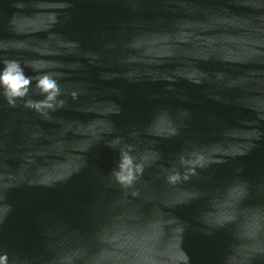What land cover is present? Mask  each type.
<instances>
[{
  "label": "water",
  "instance_id": "1",
  "mask_svg": "<svg viewBox=\"0 0 264 264\" xmlns=\"http://www.w3.org/2000/svg\"><path fill=\"white\" fill-rule=\"evenodd\" d=\"M259 4L0 0V68L15 60L29 76L59 74L66 94L65 106L50 110L51 119H45L21 101L9 105L0 89V205L6 212L0 222V251L24 264H51L65 246L59 241L68 237L85 250L77 260L84 264L110 248L98 238L103 230L135 208L142 219L179 220L189 264H224L233 242L231 230H209L201 215L209 196L237 178L249 186L245 206L264 205V54H256L264 49L242 43L255 37L252 26L240 28L220 18L250 17L254 25L264 15ZM165 34L169 39H161ZM178 34H187L186 42L177 41ZM170 45L175 55H161ZM210 48L217 56L200 59ZM218 71L227 73L224 81L214 79ZM176 72L181 75L165 78ZM72 90L79 93L76 100L67 95ZM28 98L42 99L35 82ZM114 108L118 111L112 112ZM161 112L176 123V135L152 131ZM108 126L111 131L87 148L92 132ZM166 127L167 121L161 120L159 130ZM254 132L258 138L251 139L245 154L218 155L249 143L247 137ZM127 145L134 155L154 151L159 159L145 168L137 185L141 196L125 200L112 172ZM193 149L223 162L196 169V176L171 190L158 178L160 169ZM78 157L83 164L75 171ZM190 192L202 195L166 206ZM154 231L159 233V226ZM251 264H264V255L253 257Z\"/></svg>",
  "mask_w": 264,
  "mask_h": 264
},
{
  "label": "clouds",
  "instance_id": "2",
  "mask_svg": "<svg viewBox=\"0 0 264 264\" xmlns=\"http://www.w3.org/2000/svg\"><path fill=\"white\" fill-rule=\"evenodd\" d=\"M245 3L251 4L252 0H245ZM259 6L264 9V0H260ZM228 13L227 9L223 10ZM225 15L220 18V22L233 24L240 28H249L256 33L255 37H247L242 43L255 45L256 49H264V15L255 18ZM187 26V25H186ZM187 34H178L176 40L186 42ZM167 40V34L161 37ZM136 47V44L132 45ZM253 49V51H256ZM216 54L215 49H209L200 59L208 60ZM256 54H264L256 51ZM161 55H175L173 47ZM222 60H235L236 57H217ZM163 62V61H152ZM152 75L151 72L146 73ZM59 74L40 72L36 76H29L18 61L10 60L4 63L0 68V89L7 103L13 107L17 101H21L23 106L34 109L43 118L51 119L49 111H55L63 108L66 100L63 98L66 94L61 89ZM181 75L176 72L168 75L166 79H172L173 76ZM201 75L206 79H211L208 73L202 72ZM227 73L218 71L214 74L216 81H224ZM155 78V77H154ZM35 82L40 90L42 99L34 101L28 98L30 88ZM199 84L200 81H194ZM73 100L78 98V91L72 90L67 93ZM118 111L114 108L112 112ZM161 120L167 121V127L159 130L158 125ZM111 131V126L100 127L91 134V139L87 148L95 140L101 138V133ZM156 134L173 136L177 134L178 128L174 120L167 112H161L154 118L153 129ZM33 135H36L35 133ZM257 137L254 132L248 136L249 143L243 144L235 149H225L219 153V156H237L245 154L251 147V139ZM119 141H113L115 145ZM80 149V151L87 150ZM134 149L131 145L121 148L120 159L117 168L113 170L112 177L121 191L124 193L125 200L128 196L139 197L141 191L137 185L141 182L145 168H149L159 159V154L150 151L139 155L133 154ZM78 164L75 171H79L83 164L82 158L78 157ZM223 162L222 159L209 158L206 152L198 149L184 150L179 159L169 168H161L158 178L163 177V181L171 190H175L182 182L188 181L190 177L196 176V169H204L213 163ZM201 193L190 192L182 198L171 200L166 206L173 207L177 204L187 203L191 199L198 198ZM206 195V194H204ZM249 197V186L247 182L240 179H233L222 189L217 190L209 196L208 207L201 215L203 223L209 230L230 229L233 242L229 245V251L225 255L224 264H251L253 257L258 254L264 255V205L245 206L244 201ZM0 200L3 196L0 195ZM10 207V206H9ZM5 207L0 205V222L5 218ZM143 213L138 209L125 211L118 216L117 224L111 229H104L99 235V239L110 245V248L102 249L99 254L89 258L84 264H189V257L182 247L184 227L176 217L163 219L161 216H149L142 219ZM174 225L171 232L167 231L168 226ZM159 226L160 231L156 233L154 229ZM61 248L51 264H77V260L84 255V249L75 246L70 238L65 237L59 241ZM171 248L173 252H169ZM0 264H24L23 261L14 260L5 251H0Z\"/></svg>",
  "mask_w": 264,
  "mask_h": 264
}]
</instances>
